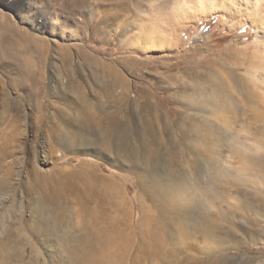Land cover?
<instances>
[{"label":"rangeland","instance_id":"obj_1","mask_svg":"<svg viewBox=\"0 0 264 264\" xmlns=\"http://www.w3.org/2000/svg\"><path fill=\"white\" fill-rule=\"evenodd\" d=\"M252 9L243 0H221L212 6L190 0H0V183L9 179L0 190V259L6 249L13 253L15 264H20V257L28 264H72L63 238L65 229L42 232L38 226H29L36 222L33 209L40 196L39 191L32 193L29 181V169L34 167L48 174L88 163L104 176L117 175L134 200L135 218L143 213L142 203L145 210L152 211L156 226H164V217L157 216L158 201L141 188L142 166H133L120 140H116L117 152L108 147L105 131L99 128L103 115L95 114L96 104L106 103L107 96L93 79L96 65L84 61L80 51L115 63L130 84L126 88L129 96L135 95L137 85L152 92L158 114L171 123L165 138L176 142L183 159L180 125L184 120L180 115L188 99L185 89H174L171 77H184L183 83L193 75L190 66L205 69V63L212 66L211 62L221 61L231 67L235 60L264 52V29L260 27L264 18L252 15ZM30 44L36 49L28 50ZM236 67L244 73V65ZM214 68L227 76L228 67L215 64ZM123 85L121 81L119 90ZM235 87L237 92L240 86ZM249 91L264 101L263 85L249 82ZM139 99L144 101V94ZM253 119L252 131L264 139V133L257 130L261 121ZM77 124L85 129L79 130ZM234 127L235 134L248 136L240 123ZM140 131L138 128L136 133ZM58 134L68 142L78 137L86 138L87 143L78 150L66 149L56 141ZM229 140L221 147L223 161L237 170L245 163L238 162L229 147L238 140ZM130 141L136 145L132 134ZM260 152L264 154V146ZM153 170L167 178L164 163H157ZM229 195L220 207L225 215H219L216 204L204 201L210 209L205 213L210 219L207 222L216 221L222 228L219 240H191L185 242L187 248L192 254L199 251L204 264H264V217L253 222L240 217L229 205L237 202L234 194ZM62 204L57 215L71 220V228H66L69 232L75 229L86 234L85 226H94L97 235L101 234L107 219L93 222L91 212L82 210L72 197ZM197 210L190 216L195 225L201 217ZM199 244L203 250H197Z\"/></svg>","mask_w":264,"mask_h":264},{"label":"bare ground","instance_id":"obj_2","mask_svg":"<svg viewBox=\"0 0 264 264\" xmlns=\"http://www.w3.org/2000/svg\"><path fill=\"white\" fill-rule=\"evenodd\" d=\"M219 1L190 0L195 5L208 3L211 6ZM243 1L253 8L252 15L264 18V0ZM263 23L260 27L264 29ZM35 49L32 44L28 47L30 51ZM80 52L84 61L96 65L93 79L95 84L102 86L107 96L106 103L96 104L95 114L103 115L99 128L105 131L108 147L117 152L116 140H120L133 166H142L141 188L158 201L160 211L157 216L164 217L166 226H156L158 223L154 222L152 211L145 210L142 203L140 207L143 213L136 219L134 200L127 196L121 178L117 175L104 176L88 163L48 174L38 172L35 167L29 169L32 193H40L39 204L33 209L36 222L29 226H38L42 232L46 228L65 229L62 236L72 264H204L199 251L194 250L192 254L185 242L219 240L218 234L222 228L216 221L207 222L210 219L205 215L208 208L205 199L220 208L221 203L232 196L229 194H234L237 202L229 205H233L240 217H247L252 222L264 217V154L260 152L264 139L254 134L250 121L253 117L254 122L261 121L257 130L260 134L264 133V101L249 91V82L264 86V72L260 71H264V52L255 51L249 59L235 60L231 67L221 61L211 62L212 66L205 63V69L199 65L190 66L193 75L185 78L183 83L181 80L184 77H171L176 85L174 89H185L184 96L188 99V103L181 100L184 103L180 115L184 120L180 125L183 133L181 143L185 150L183 159H180L176 142L170 143L165 138L170 134L171 123L158 114L152 92L137 85L135 95L129 96L126 88L130 84L115 63L92 57L85 50ZM215 64L229 68L226 77H222L214 68ZM237 65H244V73L237 71ZM83 66L84 63L81 64ZM121 81L126 85L119 90ZM236 85L240 86L238 93ZM71 90L69 87L68 91ZM202 93L205 95L202 96ZM143 94L145 100L140 101L139 96ZM239 123L249 132L248 136L238 132L235 134L234 125ZM76 126L79 130L85 129L81 124ZM138 128L141 131L136 133ZM131 134L135 136L136 145L130 141ZM230 138L238 140L229 145L232 155L238 162L245 163L237 170L228 168L223 161L221 147L229 144L226 140L230 141ZM55 139L66 149L72 150H78L87 143L86 138L78 137L68 142V138L62 134ZM247 140H253L254 144L250 145ZM157 163L166 165L167 178L160 177L153 170ZM38 173L40 175L34 176ZM8 182L9 179L4 178L0 190ZM71 197L82 210L91 212L93 222L108 220L103 223L107 227L101 226L100 235H97L94 226H85L86 234L84 231L79 233L74 229L69 232L66 229L72 226L71 220L63 216L59 218L57 211L62 209V200H70ZM195 210L201 216L196 225L190 221ZM209 212L210 209L207 210ZM225 214V210L220 208L219 215ZM175 222L179 226H171ZM229 233L231 236L234 234ZM196 247L197 250L204 249L200 244ZM1 252L0 264H15L13 253L6 249ZM18 259L20 264H28L23 257Z\"/></svg>","mask_w":264,"mask_h":264}]
</instances>
